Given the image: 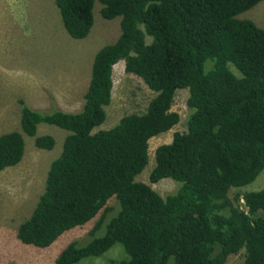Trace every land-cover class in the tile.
<instances>
[{
	"label": "trees",
	"instance_id": "trees-1",
	"mask_svg": "<svg viewBox=\"0 0 264 264\" xmlns=\"http://www.w3.org/2000/svg\"><path fill=\"white\" fill-rule=\"evenodd\" d=\"M53 2L74 40L88 36L95 2L103 19H120V34L94 55L79 112H41L20 100L21 131L0 135L3 171L21 162L24 136L37 149H53L51 136H37L40 124L68 133L17 239L45 249L102 211L88 242H70L54 264L96 258L116 244L127 255L118 264H226L241 252L237 264H264V188L240 191L264 169V29L237 18L264 0ZM121 60L155 96L144 113L95 131L106 120ZM181 89L188 92L186 131L155 149L149 174L151 183H178L162 198L135 179L148 164L149 140L179 123L171 107ZM111 199L117 209L110 214Z\"/></svg>",
	"mask_w": 264,
	"mask_h": 264
},
{
	"label": "rangeland",
	"instance_id": "rangeland-1",
	"mask_svg": "<svg viewBox=\"0 0 264 264\" xmlns=\"http://www.w3.org/2000/svg\"><path fill=\"white\" fill-rule=\"evenodd\" d=\"M100 8L101 5L95 2L93 26L88 36L74 40L65 31L53 0H0V135L21 131L20 100L41 112L57 109L77 113L82 109L94 55L120 34V19H103ZM237 18L249 19L264 29V2ZM233 72L238 74L234 69ZM112 82L111 102L105 108L106 120L95 131L114 127L125 115L144 113L155 96L139 77L125 73L122 60L113 66ZM187 98L186 89L176 91L171 110L180 116V121L170 131L149 140L148 164L135 179L149 185L162 198L175 193L179 185L171 179L157 183L149 181L154 151L158 146L170 143L173 133L186 131ZM67 134L55 126L40 124L37 136H51L55 141L53 149H37L33 138L24 136L21 162L0 171V264H54L58 254L70 242H79L81 246L88 242V233L102 211L86 225L64 233L45 249L23 245L16 237L19 224L30 215L43 193L49 165L59 156ZM262 188L264 169L240 191ZM235 191L233 189L229 197ZM107 207L112 208L110 214L115 212L116 201L109 200ZM102 234L103 231L96 235ZM126 258L123 247L116 244L103 255L83 259L77 264H118ZM242 261L243 252L230 256L226 264Z\"/></svg>",
	"mask_w": 264,
	"mask_h": 264
},
{
	"label": "built area",
	"instance_id": "built-area-1",
	"mask_svg": "<svg viewBox=\"0 0 264 264\" xmlns=\"http://www.w3.org/2000/svg\"><path fill=\"white\" fill-rule=\"evenodd\" d=\"M240 203H242V204L244 203L242 199L240 200Z\"/></svg>",
	"mask_w": 264,
	"mask_h": 264
}]
</instances>
